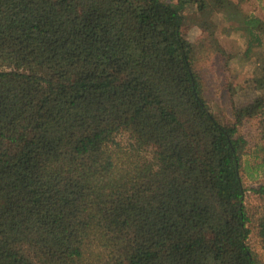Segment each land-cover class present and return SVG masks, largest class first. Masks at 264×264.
<instances>
[{
	"label": "trees",
	"instance_id": "obj_1",
	"mask_svg": "<svg viewBox=\"0 0 264 264\" xmlns=\"http://www.w3.org/2000/svg\"><path fill=\"white\" fill-rule=\"evenodd\" d=\"M247 2L218 4L250 59ZM193 3L0 0V264H264V76L214 109L200 68L232 55L186 37Z\"/></svg>",
	"mask_w": 264,
	"mask_h": 264
},
{
	"label": "rangeland",
	"instance_id": "obj_2",
	"mask_svg": "<svg viewBox=\"0 0 264 264\" xmlns=\"http://www.w3.org/2000/svg\"><path fill=\"white\" fill-rule=\"evenodd\" d=\"M206 7L199 9L197 4H188L184 11L186 21L184 33L191 41H199L201 36L217 37L225 50L232 56L227 59L222 55H216L209 64L200 69L205 85L206 94L214 109H224L227 115L233 117L234 107L253 102L263 93L257 87V80L264 76V53L254 54L250 59L244 58L247 47L246 34L243 30H227L225 14L218 4L219 0H204ZM244 8L248 13L264 18V0H248ZM258 50V49H257ZM256 50V51H257ZM255 51V52H256ZM241 132L253 146L257 140V125L254 120H247L241 127ZM248 165L254 166L257 162L253 153L246 156ZM247 165V166H248ZM263 178V176H262ZM243 179L247 186L255 185V180L243 172ZM251 201L254 197L248 192ZM253 250L264 259V248L260 244L259 237L253 233L249 238Z\"/></svg>",
	"mask_w": 264,
	"mask_h": 264
}]
</instances>
